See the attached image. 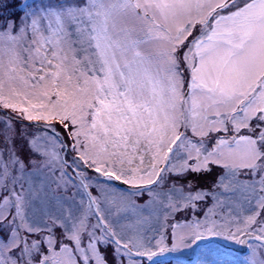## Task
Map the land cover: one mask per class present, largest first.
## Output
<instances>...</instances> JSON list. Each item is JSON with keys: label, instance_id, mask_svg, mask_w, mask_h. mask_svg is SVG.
Wrapping results in <instances>:
<instances>
[{"label": "snow or ice", "instance_id": "6c2138e0", "mask_svg": "<svg viewBox=\"0 0 264 264\" xmlns=\"http://www.w3.org/2000/svg\"><path fill=\"white\" fill-rule=\"evenodd\" d=\"M0 264H264V0H0Z\"/></svg>", "mask_w": 264, "mask_h": 264}, {"label": "rangeland", "instance_id": "374dc122", "mask_svg": "<svg viewBox=\"0 0 264 264\" xmlns=\"http://www.w3.org/2000/svg\"><path fill=\"white\" fill-rule=\"evenodd\" d=\"M242 259V258H241Z\"/></svg>", "mask_w": 264, "mask_h": 264}]
</instances>
